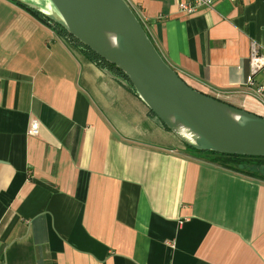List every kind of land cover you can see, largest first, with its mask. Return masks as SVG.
I'll list each match as a JSON object with an SVG mask.
<instances>
[{
	"label": "crops",
	"instance_id": "0c3cea01",
	"mask_svg": "<svg viewBox=\"0 0 264 264\" xmlns=\"http://www.w3.org/2000/svg\"><path fill=\"white\" fill-rule=\"evenodd\" d=\"M127 1L189 85L264 115V0ZM110 71L0 0V264H264V180L190 153Z\"/></svg>",
	"mask_w": 264,
	"mask_h": 264
},
{
	"label": "water",
	"instance_id": "95a60500",
	"mask_svg": "<svg viewBox=\"0 0 264 264\" xmlns=\"http://www.w3.org/2000/svg\"><path fill=\"white\" fill-rule=\"evenodd\" d=\"M19 1L119 68L124 76L115 77L130 85L154 120L186 146L264 157V115L189 85L165 60L127 0Z\"/></svg>",
	"mask_w": 264,
	"mask_h": 264
},
{
	"label": "trees",
	"instance_id": "16d2710c",
	"mask_svg": "<svg viewBox=\"0 0 264 264\" xmlns=\"http://www.w3.org/2000/svg\"><path fill=\"white\" fill-rule=\"evenodd\" d=\"M14 1L17 4L26 8L30 13H32L33 15L38 17L40 20H42V21L46 22L47 24H50L53 27H55L70 41L76 42L77 44H79L85 51H87L91 55V58L95 62H97L98 64H100L103 67H108L112 70H115L120 75L124 76V74L120 71L119 68H117L115 65L108 63L107 61L102 59L99 55H97L95 52H93L89 47L80 43L75 37H73L71 34H69L60 25L51 21L47 16L42 14L40 11L28 6L27 4L25 5V3L23 4V2H21L19 0H14ZM138 18H139V16H138ZM140 21H141V19H140ZM142 24H143V22H142ZM143 26H144V24H143ZM144 28H145V26H144ZM147 33H148V31H147ZM186 147H187V149L191 148L192 150L197 151L198 154H200V155L202 154L203 157L209 158L213 162H217L218 164H221L225 167L235 169L238 171H242V172H245L247 174H250L252 176H255L257 178L264 180V157L224 154V153H218V152H214V151H201V150H197V149L190 147V146H186Z\"/></svg>",
	"mask_w": 264,
	"mask_h": 264
},
{
	"label": "built area",
	"instance_id": "2783aa9c",
	"mask_svg": "<svg viewBox=\"0 0 264 264\" xmlns=\"http://www.w3.org/2000/svg\"><path fill=\"white\" fill-rule=\"evenodd\" d=\"M214 0H188L179 3V8L182 11L189 13H195L199 8L205 6H211ZM232 2L236 0H230ZM250 66L251 74L247 77L246 84L249 87L254 88L255 93L264 100V81L258 83L255 79V75L264 66V52H261L256 43H252L250 51ZM38 130V122H33L29 128V133L34 134Z\"/></svg>",
	"mask_w": 264,
	"mask_h": 264
},
{
	"label": "rangeland",
	"instance_id": "374dc122",
	"mask_svg": "<svg viewBox=\"0 0 264 264\" xmlns=\"http://www.w3.org/2000/svg\"><path fill=\"white\" fill-rule=\"evenodd\" d=\"M24 1H26V0H24ZM41 2H42V1H41ZM188 150L190 151V153L198 154L197 151H194V150H192L191 148H188Z\"/></svg>",
	"mask_w": 264,
	"mask_h": 264
},
{
	"label": "bare ground",
	"instance_id": "6f19581e",
	"mask_svg": "<svg viewBox=\"0 0 264 264\" xmlns=\"http://www.w3.org/2000/svg\"><path fill=\"white\" fill-rule=\"evenodd\" d=\"M24 4V3H23ZM26 5V4H25Z\"/></svg>",
	"mask_w": 264,
	"mask_h": 264
}]
</instances>
